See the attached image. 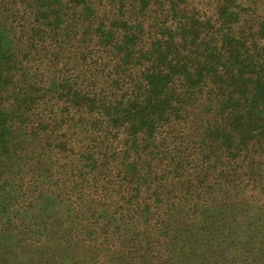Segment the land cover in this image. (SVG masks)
Here are the masks:
<instances>
[{
  "label": "trees",
  "instance_id": "trees-1",
  "mask_svg": "<svg viewBox=\"0 0 264 264\" xmlns=\"http://www.w3.org/2000/svg\"><path fill=\"white\" fill-rule=\"evenodd\" d=\"M0 264H264V0H0Z\"/></svg>",
  "mask_w": 264,
  "mask_h": 264
}]
</instances>
